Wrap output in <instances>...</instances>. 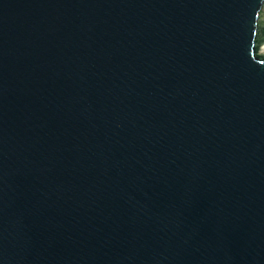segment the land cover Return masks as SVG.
<instances>
[{"label": "water", "instance_id": "obj_1", "mask_svg": "<svg viewBox=\"0 0 264 264\" xmlns=\"http://www.w3.org/2000/svg\"><path fill=\"white\" fill-rule=\"evenodd\" d=\"M0 264H264V0H0Z\"/></svg>", "mask_w": 264, "mask_h": 264}]
</instances>
